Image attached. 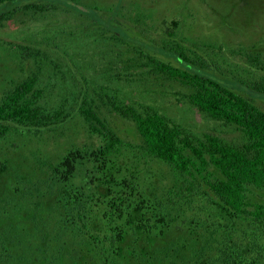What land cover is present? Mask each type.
Wrapping results in <instances>:
<instances>
[{
	"label": "trees",
	"instance_id": "obj_1",
	"mask_svg": "<svg viewBox=\"0 0 264 264\" xmlns=\"http://www.w3.org/2000/svg\"><path fill=\"white\" fill-rule=\"evenodd\" d=\"M29 1L36 0H0V22ZM31 7L43 10L35 4L22 8ZM111 40L118 41L117 36ZM179 43L157 47L161 58L144 55L153 77L179 85L187 91L183 101L212 122L234 128L238 138L230 141L214 132L197 136L148 105L123 104L116 91L99 89L101 107L135 124L143 143L130 145L109 129L96 100L77 87L75 113L93 141L69 151L66 170L51 167L47 180L33 183L17 176L12 182L13 195L0 198V264H29L13 252L20 246L12 228V212L18 215L21 208L15 205L27 196L38 200L57 191L58 182L70 186L76 177L79 189L66 191L67 196L60 192L57 227L51 226L55 236L46 241V234L37 253L45 255L53 244L69 264H264V204L249 199L252 189L264 192V55L246 53L259 71L248 82L226 75L210 55ZM43 89L31 75L2 95L0 144L16 134L36 136L65 118V110L44 106ZM150 162L160 169L157 177L144 174ZM99 183L107 191L101 201ZM188 209L199 215V229L190 236L203 249L201 256L193 255L189 241H170L168 223ZM36 262L33 255L30 264Z\"/></svg>",
	"mask_w": 264,
	"mask_h": 264
},
{
	"label": "rangeland",
	"instance_id": "obj_2",
	"mask_svg": "<svg viewBox=\"0 0 264 264\" xmlns=\"http://www.w3.org/2000/svg\"><path fill=\"white\" fill-rule=\"evenodd\" d=\"M28 4L43 10L22 8ZM113 34L118 41L111 40ZM171 41H179L198 55H210L226 75L250 82L259 71L248 63L246 53L264 55V0H36L22 3L10 19L0 22V98L35 75L44 87V106L65 110V118L49 130L36 136L16 134L0 144V198L13 195L10 186L17 176L19 181L30 179L33 183L47 180L51 167L66 170L63 163L69 151L92 143L75 113L78 107L72 94L77 87L85 89L99 107V89L106 88L111 95L116 91L121 103L148 105L197 136L214 132L226 140L238 138L234 128L212 122L183 101L187 91L179 85L155 80L144 55L161 58L156 48ZM186 54L191 56L189 51ZM99 111L121 140L142 145L132 121L104 106ZM69 115L72 118L65 121ZM158 168L150 162L144 174L151 171L147 175L157 177ZM78 179H71L70 186L61 187L58 182L57 191L50 190L44 198L27 196L15 205L21 208L18 215L12 212V228L20 246L15 245L13 252L29 264L33 255L36 264H69L59 246L49 244L45 255L37 253L36 247L46 234V241L55 236L51 226L58 218L54 210L62 204L60 195L79 189ZM96 185L101 201L107 191L100 183ZM249 199L264 204V192L252 189ZM193 212L188 209L167 221L170 241H189L193 255L201 256L203 249L190 236L199 229V215L194 217ZM40 224L42 229L35 228Z\"/></svg>",
	"mask_w": 264,
	"mask_h": 264
}]
</instances>
